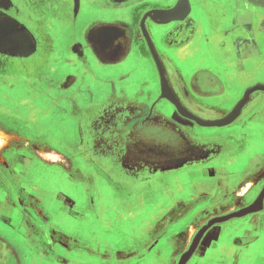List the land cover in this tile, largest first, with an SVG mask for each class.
I'll use <instances>...</instances> for the list:
<instances>
[{"label": "crops", "instance_id": "0c3cea01", "mask_svg": "<svg viewBox=\"0 0 264 264\" xmlns=\"http://www.w3.org/2000/svg\"><path fill=\"white\" fill-rule=\"evenodd\" d=\"M51 1L56 7L41 0L35 11L46 21L51 38L50 53L40 64L43 70L20 73L18 78L0 74V131L8 135L0 147V264H169L170 259L164 258L169 242L163 251L159 244L170 229L174 208L170 203L184 202L182 187L185 192L194 191L190 199L221 191L212 203L215 216L244 207L257 197L253 191L264 183V90L250 93L231 124L197 128L190 134L194 144L204 143L208 156L191 161L180 158L175 167L180 170L172 176L183 175L184 180L168 184L160 180L170 177V170L152 178L121 177L98 163L90 146L78 158V152L70 151L71 156L68 151L65 160H50L48 154L60 152L46 149L38 139L41 147L34 152L36 157L58 168L32 183L25 178L27 163L22 161L29 155L17 139L35 136L20 131L21 120L24 124L29 119L37 121L36 117L47 120L46 114L38 113L40 106L55 104L65 110L73 103L80 111L72 109L65 117L78 119L81 125L95 113L92 108L111 102L132 114L156 109L168 119L184 122L178 119L176 105L163 96L144 27L182 105L204 120L223 118L248 88L264 84V0H189L175 18L163 12L176 7L179 0H78V5L76 0ZM130 4L134 8L128 19L105 21L93 14L84 22L79 20L85 7ZM100 33L111 38L103 48L94 42ZM149 61L157 77L149 74ZM49 69L58 74L49 75ZM40 95L46 102L40 101ZM59 97L68 101L59 99L57 105L52 100ZM1 98L16 99L19 105L10 111ZM8 118L15 124L9 125ZM171 141L172 146L179 142L174 137ZM146 151L142 154H149ZM170 151L160 154L170 156ZM245 160H249L246 169L237 171ZM191 170L199 172L183 185ZM239 186H248L249 194L236 199ZM171 194L181 195L171 200ZM242 222V228L226 233L217 227L224 223L213 226L194 256L208 259L207 264H264V210Z\"/></svg>", "mask_w": 264, "mask_h": 264}, {"label": "flooded vegetation", "instance_id": "af4514ba", "mask_svg": "<svg viewBox=\"0 0 264 264\" xmlns=\"http://www.w3.org/2000/svg\"><path fill=\"white\" fill-rule=\"evenodd\" d=\"M40 1L0 0V25L12 24L19 31L24 29L22 32L28 34L31 41L35 44L31 49V55L26 56L21 54V52L15 54L13 52L15 50H10V46L0 43V74L4 72L11 73L12 78H18L20 73L27 74L30 72L31 74H38L39 71L43 70L40 69V64L44 61L46 55L50 53L49 40L51 38L46 27V21L37 17L35 13L38 7L40 8ZM43 1H49L53 7L57 5L51 0ZM59 99L61 98L59 97L57 101L56 99L52 101L58 105ZM61 100L68 101V98ZM71 102L73 101L71 100ZM73 105L71 103L69 107L64 108L65 110L57 108L55 104L50 105V107L40 106L38 113L46 114L49 117L47 120L44 119L46 121L36 117L34 120L37 121L31 122L33 120H27L24 124L23 120H21L20 131L25 136H35L32 139H21L25 146L22 150L29 155L28 158L23 156L22 160L23 163H27V175L25 178L32 181V183L39 180L42 176V172L44 173L42 169L51 174V171L58 168L55 167L56 165L49 164L50 161L36 157L34 152L39 151L41 146L35 139L42 141L44 146L47 145L46 149L60 152L64 156L68 154V151L69 153L70 151L72 153L78 152L76 158L80 157L79 152H83L90 146L94 150L95 155L97 154L98 159L96 161L98 163L103 162L104 165H108L112 170L117 171L121 177L127 178H135L141 175L146 178H152L168 173L169 170L173 174L179 169L175 167L180 158L186 157V161H191L194 157L203 158L208 156L207 147L204 146V143L196 142L194 144L192 138L193 140L196 139L194 135H190L194 134L197 128L203 127L190 117L179 113V111L177 112L178 119L184 122L168 119L160 115L156 109H152L150 112L147 109L146 113L138 110L135 114H132V111L124 110L125 108L123 109L118 104H111L110 102L96 109L92 108L95 113L91 117L90 115L88 116V113L84 124L81 123L80 125L78 119L73 120L74 118L65 117L73 113L74 110L80 111ZM72 109L73 111L69 112ZM186 109L196 115L193 110ZM87 112H90V110L88 109ZM56 123L57 128L65 126L64 129L69 132H59L55 127ZM185 124L190 127H185ZM172 137L179 140L176 146H172ZM198 140L200 141V139ZM146 149H149V154H142V152L147 153ZM162 150H165V152L171 150V155H161ZM178 152H181L182 155L179 156ZM69 155L72 156L71 153ZM33 163L35 164L34 166ZM31 164L32 166H30ZM37 169H41L42 172H37ZM180 189L176 188V190ZM172 198L173 196L171 200Z\"/></svg>", "mask_w": 264, "mask_h": 264}, {"label": "rangeland", "instance_id": "374dc122", "mask_svg": "<svg viewBox=\"0 0 264 264\" xmlns=\"http://www.w3.org/2000/svg\"><path fill=\"white\" fill-rule=\"evenodd\" d=\"M133 8H134L133 4H130V5H127V6L121 7V8L100 7V8L94 9V8H90V7L89 8L85 7L82 10V13L79 17V20H80V22H81V20H83V22H84L85 18L92 17L91 15H93V14L96 15V18H101L102 20H105V21L124 20V19H128L131 16V14L133 12ZM149 63L151 66L149 64H148V66L154 70V72H152V69H151L149 74L151 76L153 74L154 77H157L158 73L156 71V68L153 66L151 61H149ZM46 72L49 73V75H51V76H56L58 74L57 71H54L53 69H49ZM96 83H98V82H96ZM40 98H41L40 101L42 103L46 102V98L44 96L40 95ZM1 99L10 106V111H12L11 107L19 105V103H18V101H16V99H10V100L4 99V98H1ZM37 103L40 104L39 101ZM21 111H23V110H21ZM28 117L33 118V116H31L30 114L28 115ZM6 121L8 122L9 125L15 124V122H11V119H9V118ZM44 121H46V120H44ZM200 126L205 128V129L213 128V127H207V126H202V125H200ZM19 127H20V125H19ZM55 127L57 128V123L55 124ZM64 127L65 126L57 128V130H59V132H66V133L69 132L67 129H64ZM0 135H1V131H0ZM60 137H65V136H60ZM1 138L3 139L2 144L3 145L6 144L4 137H1ZM17 140H21V139H17ZM47 156H48V159H50V158L56 159L57 158V159L61 160L64 158L63 160H65V156L61 155L60 153H58V154L56 153L55 155L48 154ZM206 158H207V156H206ZM261 160H262L261 165H262V167H264V156H263V159H261ZM246 162L247 161L245 160V162H243L241 164L240 168L237 169V171H243V169L245 170L247 167V164L249 163V160L247 163ZM39 171L42 172L41 169H37V172H39ZM196 172H199V171L198 170H191L187 174L188 178L183 183V185H185V184L187 185L188 179H190V177L192 178L193 176H195L194 174ZM44 173H47L46 170L44 171ZM42 174H43V172H42ZM204 174H206L205 171H203V175ZM172 175H175V174H171L170 177H166L164 179H161L160 181L165 180V182H167V184H168V183H174L179 179L184 180L183 175H176V176H172ZM35 176H36V174H35ZM65 180H67V179H65ZM40 181L41 180H38V182H40ZM261 184L262 185L260 187H258L257 190H255V192L252 190L253 194H257V195L259 194L262 187L264 186V183H261ZM193 186L195 188V185H193ZM195 189L198 191V187H196ZM182 190H183V193L185 194L184 202L179 203V202L172 201V203H170V206L171 205L174 206V208L171 209L172 211H171V219H170V223H171L170 229L167 231L168 233L167 232L165 233V236H163V239L161 240V242L159 244V248L163 251L165 249L167 241L169 242L168 246H166V249L164 251L165 261L168 262V259H170L169 264H178L181 255L189 249V247L192 244L193 239H194L195 235L197 234L198 230L200 228H202V226L207 224L208 221L216 215V213H214V211L212 209V203H213V201L217 200L221 196V191H219V192L213 193L212 195L208 194L207 198L204 197L206 194L203 193L204 196H201L199 194V197H196V198L193 197L192 199H190V197H191L190 195L191 194L193 195L194 191L191 192V191H189V188H188L185 192V189L183 187H182ZM248 190H249L248 186H239L238 190L235 191L234 196L237 199V198L241 197L242 195L243 196L248 195L249 194L247 192ZM201 193H202V191H201ZM195 195L196 194H194V196ZM176 197L177 196L175 195L173 198L175 199ZM237 209H239V208H237ZM242 220H244V218L243 219H234V220H231L227 223H224L222 226H217V227H221L222 229H225V233L230 232L231 230L234 231L236 229L242 228V225L244 226V223L242 222ZM206 240H208L209 242L211 241V239H209V238H207ZM193 257L191 258V260L189 261L188 264H207V262H208V259H202L199 256L198 257L193 256Z\"/></svg>", "mask_w": 264, "mask_h": 264}, {"label": "water", "instance_id": "95a60500", "mask_svg": "<svg viewBox=\"0 0 264 264\" xmlns=\"http://www.w3.org/2000/svg\"><path fill=\"white\" fill-rule=\"evenodd\" d=\"M189 3H190L189 0H179L176 7L169 9V10H165L164 12L162 11V12L164 14L168 15L170 18H175V17H177V14L181 10H183L186 6L189 5ZM76 5H78V0H76ZM21 30L24 31V29H21ZM143 32H144V35L146 36L150 51L152 52V54L154 56V59L157 63V66H158V69L160 72L162 89L164 91L163 96L168 98L173 104H175L180 113H182L185 116L190 117L191 119L195 120L198 124H200L202 126L222 127V126H226L228 124H231L240 115L244 104L246 103V101L249 98L250 93L255 91V90H264V84H256V85H254V86H252L246 90L244 97L239 101L237 106L228 115H226L223 118L216 119V120H204V119L200 118L199 116H196L195 114H192L190 111H188L182 105L180 100L175 96L174 92L172 91V89L169 86V82H168V79L166 77L164 66H163V63H162L161 58L159 56V53H158V51H157V49H156V47L152 41V38L150 37V34L147 31L146 27H144ZM24 35H25V39H27V41H29V45H30V46L28 45L29 49H25L22 51H19V50L13 51L14 49H11V50L14 53H20L21 52V54H25L27 56L32 52L31 49L35 46V44L31 41L28 34H26L24 32ZM263 210H264V186L262 187L261 191L259 192V194L255 198V200L253 202H251L250 204H248L244 207H241L237 210H233L231 212H228L226 214L214 216L208 221L207 224L202 226V228H200L198 230L197 234L195 235L193 242L190 245L189 249L181 255L178 264H188L189 263L191 258L196 253V250H197L198 246L200 245L201 241L203 240V238L206 236V234L209 232V230L213 226L223 224L225 222H228V221H231L234 219H241V218H244L250 214L257 213V212H260Z\"/></svg>", "mask_w": 264, "mask_h": 264}, {"label": "bare ground", "instance_id": "6f19581e", "mask_svg": "<svg viewBox=\"0 0 264 264\" xmlns=\"http://www.w3.org/2000/svg\"><path fill=\"white\" fill-rule=\"evenodd\" d=\"M0 43L3 45L10 46L14 50H25L29 49V41L25 39V35L22 30H18L14 25L4 24L0 25ZM29 45V46H28ZM8 137V135L1 131L0 135V147L3 145V139L1 137Z\"/></svg>", "mask_w": 264, "mask_h": 264}, {"label": "snow or ice", "instance_id": "6c2138e0", "mask_svg": "<svg viewBox=\"0 0 264 264\" xmlns=\"http://www.w3.org/2000/svg\"><path fill=\"white\" fill-rule=\"evenodd\" d=\"M94 42L103 48L110 44L111 38L104 35L103 33H100L94 37Z\"/></svg>", "mask_w": 264, "mask_h": 264}]
</instances>
